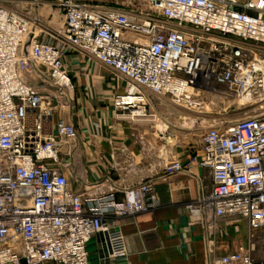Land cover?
<instances>
[{
    "label": "built area",
    "instance_id": "1",
    "mask_svg": "<svg viewBox=\"0 0 264 264\" xmlns=\"http://www.w3.org/2000/svg\"><path fill=\"white\" fill-rule=\"evenodd\" d=\"M147 3L156 17L112 6H62L60 42L126 80L114 101L121 116H147L149 94L188 110L201 109L206 93L264 102V0ZM39 22L0 0V264H90L88 244L99 233L110 257L124 258L126 237L110 219L156 207V182L105 180L85 184L82 192L71 188L62 148L78 131L64 118L50 134L43 125L71 106L74 84L63 47L39 38ZM201 141L199 164L213 182L191 213L205 223L239 218L252 231L264 230V112L231 126L210 125ZM208 264L264 262L239 250L209 256Z\"/></svg>",
    "mask_w": 264,
    "mask_h": 264
},
{
    "label": "crops",
    "instance_id": "2",
    "mask_svg": "<svg viewBox=\"0 0 264 264\" xmlns=\"http://www.w3.org/2000/svg\"><path fill=\"white\" fill-rule=\"evenodd\" d=\"M37 1L20 0L16 9L38 19ZM49 11L64 21L59 8ZM40 28L39 38L46 41ZM66 51L63 61L74 84L71 106L58 109L56 117L44 123L43 133L54 132L58 118L76 127L78 138L62 148V157L70 162L65 173L71 188L82 192L92 182L133 185L153 179L158 196L157 206L147 212L110 219L124 233L128 255L111 258L105 234L99 233L88 244L90 264H208L209 256L247 250L249 244H242L249 227L245 220L224 217L205 223L191 213L213 179L199 164L202 133L185 125L184 108L168 97L149 94L147 116H121L114 101L125 91L126 80L82 51ZM28 123L34 124L33 112ZM175 163L181 164V171L171 169Z\"/></svg>",
    "mask_w": 264,
    "mask_h": 264
},
{
    "label": "rangeland",
    "instance_id": "3",
    "mask_svg": "<svg viewBox=\"0 0 264 264\" xmlns=\"http://www.w3.org/2000/svg\"><path fill=\"white\" fill-rule=\"evenodd\" d=\"M10 6L17 8V3L20 0H6ZM39 1V2H38ZM40 6L35 10V16L40 20V29H43L46 35V41H54L63 47L64 55L66 50L73 49L72 47L60 42L59 31L63 28V19L56 18L51 8H59L61 12L62 6L67 3L76 5L90 6H112L134 11L136 14H150L156 17L153 10L149 7L147 0H38ZM42 19V20H41ZM254 47H260L253 44ZM74 50V49H73ZM66 69V67H65ZM67 70V69H66ZM218 90L227 91L225 86H219ZM204 104L199 110H188L184 108L185 125L192 126L199 134L204 133L208 126L214 124H225L231 126L240 119L253 117L264 112V102L251 105L244 104L234 92H229L228 95L221 93H206L203 95ZM239 221V218H232ZM242 244H249L247 250L250 251L256 260L263 261L264 259V230L252 231L247 227L246 239Z\"/></svg>",
    "mask_w": 264,
    "mask_h": 264
}]
</instances>
